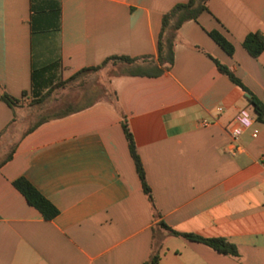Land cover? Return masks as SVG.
Segmentation results:
<instances>
[{
    "label": "crops",
    "instance_id": "1",
    "mask_svg": "<svg viewBox=\"0 0 264 264\" xmlns=\"http://www.w3.org/2000/svg\"><path fill=\"white\" fill-rule=\"evenodd\" d=\"M185 1L60 0L59 31L32 34L30 0H0V85L24 102L33 85L44 93L110 55L155 56L163 13ZM210 30L231 42V55ZM254 31L264 33V0H208L197 20L179 27L174 62L159 76L136 74L148 60L120 63L106 82L111 98L39 114L22 129L30 107L0 100V264H142L153 244L156 264H264V123L207 55L264 103V50L252 57L242 45ZM242 109L254 120L233 143L229 127ZM120 112L159 216L142 191ZM18 177L58 209L54 218L27 202L13 185ZM159 221L224 237L239 256L170 234Z\"/></svg>",
    "mask_w": 264,
    "mask_h": 264
},
{
    "label": "trees",
    "instance_id": "2",
    "mask_svg": "<svg viewBox=\"0 0 264 264\" xmlns=\"http://www.w3.org/2000/svg\"><path fill=\"white\" fill-rule=\"evenodd\" d=\"M208 0H186L185 2H179L174 4L169 10L163 13L161 17V26L157 37V47L155 56H141L130 57L127 55H110L106 57L97 65L90 67H84L73 73L66 80H59L50 85L46 92L42 93L40 89L33 85L31 89V103H40L46 98L52 91L58 87L64 86L66 83L77 77L84 71H97L102 68L107 62H124L133 63L137 60H148L152 63L151 66L140 69L136 74L147 76H159L164 72L170 70L174 62V45L178 40V29L181 24L187 20H197L198 16L207 10ZM60 0H30V17L29 25L32 34L57 32L60 29ZM208 35L219 45L228 55L233 53V45L228 41L223 34L217 30H210ZM245 50L252 57H257L264 50V33L262 31L249 32L242 42ZM214 62L217 70L225 75L230 81L239 86L245 93V96L251 105L255 118L257 121L264 123V103L259 100L234 74V72L224 63L216 59L215 57L207 54ZM54 63L48 64L43 69L50 68ZM0 100L4 101L11 108L21 106L24 102L22 99L14 97L8 94L0 85ZM117 107L116 102L114 101ZM73 108H66L59 113L60 115L67 114L73 111ZM121 115V127L127 141L129 153L133 159L137 176L141 183L143 193L146 195L151 207L155 210V215L159 216V212L155 206V202L152 196L151 188L146 180L145 171L136 149L135 141L133 139L131 130L128 126L126 116L120 112ZM35 125L30 127L31 130ZM12 155V151L5 157L3 161L8 160ZM13 185L17 190L23 194L27 202L35 207L43 216L44 219L50 220L58 214V209L42 194L38 189L30 183L25 177H18L13 180ZM163 227L167 232L173 235H181L187 239L201 242L213 248L214 250L229 256L238 257L239 252L236 245L228 241L224 237H203L195 233H186L176 231L164 222L159 221L157 223ZM160 258L159 249L154 247L151 249L148 257L142 264H156Z\"/></svg>",
    "mask_w": 264,
    "mask_h": 264
},
{
    "label": "rangeland",
    "instance_id": "3",
    "mask_svg": "<svg viewBox=\"0 0 264 264\" xmlns=\"http://www.w3.org/2000/svg\"><path fill=\"white\" fill-rule=\"evenodd\" d=\"M124 62H107L97 71H84L75 79L69 81L65 86L58 87L52 91L43 101L31 103L24 101L30 107V111L24 118L20 119L19 127L22 129L25 124H30L37 115L41 117L53 116L66 108L79 106L92 96H103L111 98L112 94L106 89V82L110 75L120 72ZM125 67V66H124ZM136 68V67H135ZM130 69H134L131 66Z\"/></svg>",
    "mask_w": 264,
    "mask_h": 264
},
{
    "label": "built area",
    "instance_id": "4",
    "mask_svg": "<svg viewBox=\"0 0 264 264\" xmlns=\"http://www.w3.org/2000/svg\"><path fill=\"white\" fill-rule=\"evenodd\" d=\"M217 110L219 111L221 110V108L218 107ZM253 120V113L247 109H242L237 113L233 123L229 127V135L233 143L236 141V139H238L239 135L243 132V130L251 125ZM201 123L203 125H207L209 123V120L203 119ZM252 136H256V130L252 132ZM233 148L236 149L237 145H234Z\"/></svg>",
    "mask_w": 264,
    "mask_h": 264
}]
</instances>
